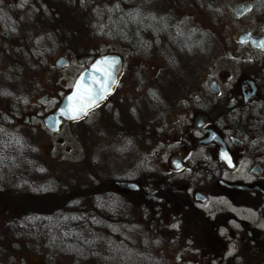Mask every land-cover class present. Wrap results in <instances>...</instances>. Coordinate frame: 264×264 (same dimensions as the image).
Here are the masks:
<instances>
[{
    "label": "flooded vegetation",
    "instance_id": "1",
    "mask_svg": "<svg viewBox=\"0 0 264 264\" xmlns=\"http://www.w3.org/2000/svg\"><path fill=\"white\" fill-rule=\"evenodd\" d=\"M100 37L114 47L100 48ZM108 54L122 59L113 90L62 124L92 116L117 138L118 166L103 171L98 160L80 210L92 205L122 231L132 205L159 216L177 199L147 183L181 184L175 204L204 264H264V0H0V98L17 92L29 105L53 85L50 114Z\"/></svg>",
    "mask_w": 264,
    "mask_h": 264
},
{
    "label": "rangeland",
    "instance_id": "2",
    "mask_svg": "<svg viewBox=\"0 0 264 264\" xmlns=\"http://www.w3.org/2000/svg\"><path fill=\"white\" fill-rule=\"evenodd\" d=\"M122 22L123 20L121 27ZM98 39L100 48L114 47L108 45L106 38ZM201 55L203 52L199 54L197 51L193 57ZM190 56L192 57L189 55L188 58ZM52 86L37 92L29 105L23 103V97L17 92L0 98V260L5 264H88L78 254L75 256L74 253L60 252L47 246L48 238H59L67 246L78 247L98 245L106 235L107 229L99 227L101 225L97 219L90 216L92 211L85 208L80 210L78 192L95 191V183L101 173L97 169L98 165H103V171L113 170L114 166H118L114 160L116 134L109 129L98 128L92 116L73 125H62L58 133L49 132L42 122V116L51 112L59 101V88ZM46 92L50 94L48 97L44 96ZM36 98H41L42 103L38 104ZM18 104L21 110L15 115L13 108ZM54 181L71 194L62 203L61 209L40 220L27 221L29 226L23 229H14L17 236L14 240L2 239L1 236L8 234L9 221L18 216L25 198L36 190L51 186ZM147 185L150 189L161 192L168 190L177 199L171 197L163 205L160 217L151 204L147 205L146 211L132 205L128 214L122 216L130 221L116 224L122 231L114 230L111 241L118 238L129 250L139 254L141 257L138 260L132 256L136 263L204 264L203 253H200L203 247H193L189 236L190 219L182 205L175 204L182 185L169 186L162 182ZM20 198L23 199L22 202L19 201ZM56 199L61 204L62 201ZM88 203H91L90 200ZM222 205L223 202L215 201L211 204L217 209ZM176 215H180V223H175ZM20 221L18 218L17 222ZM38 224L44 227L48 238L44 236L43 230H36L39 228H35ZM82 224L97 230L93 241L87 230L80 232ZM34 233L35 237L31 238L30 235ZM89 240L93 243H89ZM107 241L104 240L101 245L104 246ZM199 243L203 244L204 239ZM51 260L54 262L51 263Z\"/></svg>",
    "mask_w": 264,
    "mask_h": 264
},
{
    "label": "trees",
    "instance_id": "3",
    "mask_svg": "<svg viewBox=\"0 0 264 264\" xmlns=\"http://www.w3.org/2000/svg\"><path fill=\"white\" fill-rule=\"evenodd\" d=\"M86 192L89 193V191L83 190L82 192H78V194L79 193L86 194ZM30 196L27 197V199L25 198V200L23 201V207L20 206L21 208L17 213L18 216L9 221L8 234L1 236L2 239L7 241H11L12 239L14 240L17 237L14 233L15 231L14 229L17 230L20 228L23 229L25 228V226H29V222L27 221H31L33 219L40 220L49 213L52 214L53 212L61 209L60 206L64 201L68 200L67 198L71 197V194L69 190L60 188L57 182L54 181L51 184V186L36 190ZM56 198H59V201H62L61 204H59V202H56L57 200ZM23 199L20 198L19 201L22 202ZM87 207L89 209L87 210L90 212L92 210V205H89ZM90 216L92 218L94 217L95 219H97L98 224L101 225L99 227L107 229L106 235L102 237L103 241L108 240L107 241L108 243L105 244L104 246L101 245V242L103 241H101L100 243L98 242L99 243L98 245L97 244L94 245V244H89V243H93L90 242V240L88 241L89 245L78 246V247L67 246L65 241H61L59 238L49 237L48 233L45 232V230L43 229L44 227L40 226V224L36 225L35 228L39 226V228L36 230L39 232L43 230L44 236L47 238L49 237L48 238L49 244L47 246L51 247L54 250L57 249L60 252H65L68 254L74 253L73 255L75 256L78 254L80 255V257L84 258L82 260L84 263H88V264H141L142 263V261L136 263L133 260L132 256L136 257L137 260L138 257L141 256L135 252H132L126 246H124L125 244L122 243L123 241H121L118 238L117 239L114 238L115 240L111 241L114 237L113 233L115 232L109 230L111 229L110 226L112 225L109 219L108 222H106L103 220V218L100 215L94 214L93 212H90ZM18 218L21 219L20 222H17ZM85 230H87L89 234H91L92 236L91 240L93 241L95 239L94 237H96L95 234L97 233V230L93 229L91 226L87 224H82L80 232L83 233L82 231ZM35 234L36 233L30 235V237L31 238L35 237ZM50 262L53 263L54 260H51ZM0 264H5V262L3 263V261L0 260Z\"/></svg>",
    "mask_w": 264,
    "mask_h": 264
},
{
    "label": "water",
    "instance_id": "4",
    "mask_svg": "<svg viewBox=\"0 0 264 264\" xmlns=\"http://www.w3.org/2000/svg\"><path fill=\"white\" fill-rule=\"evenodd\" d=\"M122 70V59L117 54L103 55L77 79L73 89L61 100L58 108L43 117L46 128L58 133L65 121H77L102 102L113 90ZM125 190H137L133 182H119Z\"/></svg>",
    "mask_w": 264,
    "mask_h": 264
}]
</instances>
